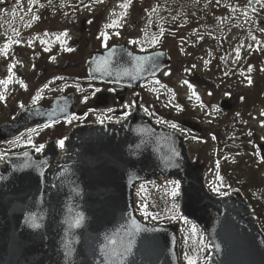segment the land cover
Masks as SVG:
<instances>
[{
    "label": "water",
    "instance_id": "95a60500",
    "mask_svg": "<svg viewBox=\"0 0 264 264\" xmlns=\"http://www.w3.org/2000/svg\"><path fill=\"white\" fill-rule=\"evenodd\" d=\"M138 61L139 83L165 67L157 54ZM88 70L117 81V49L95 55ZM219 106L221 113L233 108L227 99ZM72 108V94L46 108L25 107L0 125V140L33 123L67 119ZM259 152L264 162V144ZM207 171L181 132L154 124L140 104L124 120L71 128L62 148L50 138L40 154L7 153L0 160V264H182L183 221L210 244L206 264H264V232L249 200L238 188L213 194ZM167 181L179 184L180 218H142L137 187Z\"/></svg>",
    "mask_w": 264,
    "mask_h": 264
},
{
    "label": "rangeland",
    "instance_id": "374dc122",
    "mask_svg": "<svg viewBox=\"0 0 264 264\" xmlns=\"http://www.w3.org/2000/svg\"><path fill=\"white\" fill-rule=\"evenodd\" d=\"M212 1H215L218 6L223 1L228 2V0ZM177 3H179L177 0H173L175 10L178 8ZM192 3L197 5L199 0H192L190 5ZM225 6L227 5H222V8ZM222 8L216 16H207L213 19L210 20L203 35L207 42L204 52H197L195 56L193 47L183 42L178 51L172 52L174 53L173 68L182 74L179 81L174 80L176 74L169 71L165 76L149 83L142 92L146 94L145 97L151 106L162 113V121H165L163 124L181 131L190 152L201 156L206 162L207 183L211 192L219 195L228 193L233 187L240 188L254 207L257 216H263L264 220V163L260 159L258 150L259 145L264 143V99L262 102L259 101L260 96L264 98V80L263 85L254 91L256 78L255 69L251 74L253 66H248L247 62L245 67L240 69L239 64L235 63L238 56L242 58L246 55L248 43L234 44L232 49L222 46V49L227 50L223 53L216 50V44L220 41L218 35H222V31L227 29V27L224 28L226 23H229L230 31H232L230 35H236L237 32L244 33L242 20L239 24L231 23V16ZM190 14L193 16L195 13L191 10ZM224 17L228 18L225 20ZM26 22H29V31L22 29ZM217 27L220 30L215 32ZM45 29L46 27H42L41 34L38 37L34 36L32 20L25 21L20 17L9 20L7 25L0 24V125L16 119L24 106H48L55 97L67 90L76 93L79 109L88 103L87 94L91 92V88L85 89L87 83L84 81L85 75L79 78L80 85L68 84L65 87L58 83V85L53 83L51 87L47 85L50 79L56 82L53 78L56 76L54 73L56 70L52 69L56 62L48 59L53 50V47L51 49L47 47L52 35ZM19 34H22V38L30 34L28 45L26 40L20 42L19 39H15L20 36ZM57 38L56 46L62 40L60 36ZM232 38H234L233 35ZM41 43H45L44 48L39 47ZM224 43L232 47L230 38ZM5 48L6 51L3 50ZM15 49H20V53L18 51L15 53L13 51ZM72 50V52L75 51V49ZM38 61L41 62L39 68L36 67ZM82 69L84 73L85 68L82 67ZM193 73H197L204 81L196 82L192 79ZM45 76V80L41 81L40 78ZM233 96H236L238 100L237 106L231 112L220 114L219 100L231 99ZM259 103L262 104L260 109ZM107 112L95 109L88 115V111L81 110L61 128L38 126V123H33L31 126L20 129L10 138L0 140V160L7 153L44 147L49 133L56 132L60 135L61 141L75 124L79 125L78 123L84 119L92 118L96 121L104 117ZM184 118L196 120L199 130L193 131L183 127ZM251 120L255 121L252 123L254 125L251 124ZM137 191L144 193L145 206L149 212H156V210L160 212L161 207L168 203L177 205L180 196L179 184L176 181H168L163 186L154 183L141 184ZM151 192H155L156 195L150 197ZM156 198L160 200L161 205L154 200ZM260 224L262 225L261 222ZM198 232L200 231L194 225L184 224L183 233L186 236L187 254L185 259L181 254L183 264H198V257L205 253H207L205 259L200 257L201 264L207 261L210 247L208 245L206 249L207 245L205 246V243L198 238Z\"/></svg>",
    "mask_w": 264,
    "mask_h": 264
},
{
    "label": "flooded vegetation",
    "instance_id": "af4514ba",
    "mask_svg": "<svg viewBox=\"0 0 264 264\" xmlns=\"http://www.w3.org/2000/svg\"><path fill=\"white\" fill-rule=\"evenodd\" d=\"M177 1L178 8L175 10L173 0H0V24L7 25L9 20L19 17L25 21L32 20V31L37 37L41 34L42 27H46L48 34L52 35L47 47L50 49L53 47L48 59L56 62L52 68L56 70L54 72L56 76L53 77L56 82L50 79L47 84L49 87L53 83L63 87L68 84L80 85L79 78L85 75L84 81L87 82L85 89L91 88V92L87 94V104L79 109L75 92L67 90L60 93V96L70 94L74 96L71 117L79 114L81 110L88 111V115L95 109L108 112L96 121L92 118L82 119L83 121L78 124L91 121L116 122L124 119L136 104H140L152 117L154 123L164 125L162 113L151 106L142 89L165 76L169 71L176 74L173 79L179 81L182 74L173 68L174 53L172 52L179 50L181 42L193 47L195 56L197 52H204L207 42L203 35L210 20L213 19L207 16H216L222 5H227L222 9L227 10V14L231 16V23L239 24L242 20L244 33L232 34L234 36L232 38L229 23H226L224 28L227 29L222 31V35H218L220 41L216 42V50L223 53L227 50L222 49V46L232 49L234 44L248 43L246 55L242 58L238 56L235 63L239 64L240 69H243L247 62L248 66H253L251 74L255 69L256 78L254 91L264 83V0H228V2L223 1L220 6L212 0H199L197 5L193 3L190 5L192 0ZM191 10L195 13L193 16L197 15L196 17L190 14ZM227 18L224 17L225 20ZM22 29L29 31V22H26ZM219 30L220 28L217 27L215 32ZM19 35L15 39H19L20 42L26 40L28 45L30 34L25 36L26 39L24 36L22 38V34ZM57 36L62 37L58 46H56ZM229 38L232 40V47L224 43ZM44 44L41 43L39 47L44 48ZM72 49L75 51L72 52ZM113 49H117L119 55L118 80L108 83L102 79L92 78L87 70L88 63L95 55H102ZM3 50L6 51V48ZM13 51L20 53V49ZM152 54H157L160 62L165 63V67L157 75L147 77L143 83H139L144 72L140 69L138 57ZM142 59L145 58H140ZM40 63V61L36 63L37 68L40 67ZM82 67L85 68L84 73ZM46 76L40 78L41 81L45 80ZM192 79L198 83L204 81L197 73H193ZM262 99L264 98L260 96L259 101L262 102ZM231 100L235 108L238 101L236 96ZM258 107L262 108V104L259 103ZM69 119L38 126L61 128ZM184 119L196 122L194 119ZM253 122L255 123L251 120V124ZM50 137L56 138L59 143L65 140L64 138L60 141V135L56 132L49 133L47 139ZM43 148L42 146L36 149L42 151Z\"/></svg>",
    "mask_w": 264,
    "mask_h": 264
},
{
    "label": "trees",
    "instance_id": "16d2710c",
    "mask_svg": "<svg viewBox=\"0 0 264 264\" xmlns=\"http://www.w3.org/2000/svg\"><path fill=\"white\" fill-rule=\"evenodd\" d=\"M152 195H149L150 197H152L153 195H156L155 192H151ZM215 193H219V192H215ZM149 194V193H148ZM137 206L139 208V213L141 216H143L145 219L157 222V223H163V222H167L173 219H176L178 217V210H177V205L175 203H171L168 205L165 204V206L161 207V211L159 212L158 210L149 212L146 209V200H145V195L144 193L137 191ZM156 200V202L161 205L162 203L160 202V200L158 198L154 199ZM169 206V207H168ZM259 221L262 223L263 225V229H264V220H263V216L259 215ZM196 228V227H195ZM199 234V239H201L206 246V249H208V244L206 243V239L204 238V236L198 232ZM180 248H181V254L182 257L185 259L186 254H187V248H186V236L184 235L183 231H182V235H181V239H180ZM207 253L202 254L198 257L199 259V263L201 264V259L200 257H204V259L206 258Z\"/></svg>",
    "mask_w": 264,
    "mask_h": 264
}]
</instances>
